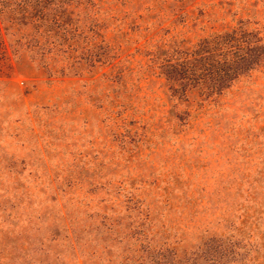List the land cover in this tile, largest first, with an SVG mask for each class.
I'll use <instances>...</instances> for the list:
<instances>
[{
  "label": "rangeland",
  "instance_id": "1",
  "mask_svg": "<svg viewBox=\"0 0 264 264\" xmlns=\"http://www.w3.org/2000/svg\"><path fill=\"white\" fill-rule=\"evenodd\" d=\"M99 3L73 53L0 30V264H264V0ZM234 28L248 69L179 78Z\"/></svg>",
  "mask_w": 264,
  "mask_h": 264
},
{
  "label": "trees",
  "instance_id": "2",
  "mask_svg": "<svg viewBox=\"0 0 264 264\" xmlns=\"http://www.w3.org/2000/svg\"><path fill=\"white\" fill-rule=\"evenodd\" d=\"M101 1L104 0H0V30L6 37L8 47L15 58H21L24 53L31 54L33 51L40 52L41 56L73 53L77 48V37L83 32L85 26L81 23L80 18L82 9L98 5ZM244 34L243 30L234 28L225 31L220 36L222 39L220 42L212 38L213 41L211 40L210 45H207V53L210 56L206 58L199 56V59L214 60L215 65L209 61L211 70L207 72L205 68L196 67V65L182 66L180 67L182 75L179 78L191 76L198 79L207 73L216 74L221 66L220 72L225 77L224 81L219 83L197 81V85L192 86L199 87L205 94L207 92L210 94L219 93L227 87L230 80L248 69L249 65L254 62L253 59H250L249 48L255 44V41H250L251 44H248L244 39ZM221 42L223 49L218 48V44ZM65 58L68 60L70 57L66 56ZM101 58L106 60L107 57L103 55ZM78 59L81 60L82 57L79 56ZM30 61L32 62V59ZM147 248L156 251L155 257L150 259L152 264H161L158 262L160 259L161 261L164 259L160 253L162 247L154 249L153 246L148 245L146 250ZM137 251V248L133 249L134 257ZM140 251L143 253L141 248ZM148 253L150 251H147L146 255ZM159 255H161L160 258H158ZM173 257H176L174 253ZM137 260L139 261L136 262ZM143 260L146 261L143 255H137L136 260L133 259L132 263H144ZM172 260L174 259L172 258ZM174 264H179V261L176 260Z\"/></svg>",
  "mask_w": 264,
  "mask_h": 264
}]
</instances>
